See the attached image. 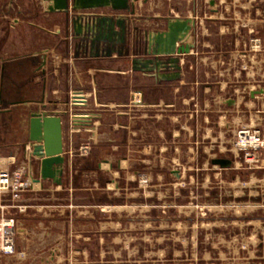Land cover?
Segmentation results:
<instances>
[{"label": "crops", "instance_id": "0c3cea01", "mask_svg": "<svg viewBox=\"0 0 264 264\" xmlns=\"http://www.w3.org/2000/svg\"><path fill=\"white\" fill-rule=\"evenodd\" d=\"M130 1L135 4V15L125 14L131 17L132 28L140 29L142 45L145 31L156 30L155 23L164 25L161 19L164 16L142 14L146 6L151 10H144V13H152L153 8H164L165 16L194 20L196 26L188 41L194 48L181 58V80L169 82L159 79L156 71H133L131 54L119 56L113 53L107 57L101 49L92 55L90 49L79 46V41L73 38L72 21L68 24L65 14L51 11L54 8L52 1L0 0V157L9 170H22L30 184L19 201L8 193L0 195V217L8 216L17 221L16 253L0 254V264H55L60 254L72 253L69 239L74 237V233L80 234L87 246L90 239L96 238L97 249L100 244V253L103 254L106 229L109 233L119 231L122 216L119 210H114L115 207H110L112 212L105 211L103 203L92 197L100 188L105 189L104 174H112L115 183L121 172H131L135 166L131 158L136 157L141 138L144 144L141 153L148 158L154 149L160 148L161 153L167 151L172 136L175 138L179 133L187 132L192 136L196 155L209 156L212 166H219L213 164L216 159L230 160L232 166L228 169H232L235 162L227 153H233L235 158L238 156L232 148L234 138L230 142L226 140L228 134H234L240 127L252 126L259 128L264 136L263 88L251 89L249 99L241 96L240 100H224L215 94L201 101V93H217L218 87L195 78L190 83V76L198 77L200 71L189 66V56L197 55L202 47H207L202 45L200 38L208 32L205 20L213 19L200 15V0H184L186 15H178L176 12H180V7L171 4L157 7L149 5V0ZM210 5L209 12L216 14L214 2ZM80 14L85 17L80 23L84 33L93 23L92 17L118 15L111 8L82 11ZM232 57L237 59L238 53ZM202 77H206V73ZM242 88L235 92L244 93ZM185 90L191 94L188 101L184 100ZM219 90L224 91V88ZM75 92L88 96L89 104L81 111L89 117L73 124L70 96ZM216 98L219 104L227 103L226 112L215 117L211 111L200 114V105L204 109L213 107ZM181 100L182 105L192 102L199 108V111H194L195 116H190L194 119L192 130L185 125L183 107L174 109ZM253 109L255 111H251ZM169 113H172L171 120L178 122L176 136L172 132L168 136ZM234 113L237 114L235 117ZM37 114L42 118L61 119L66 159L61 185L41 177L40 160L30 144L32 121L37 119L33 115ZM154 135L160 140L159 144L154 145ZM175 140V150L179 152L184 148L185 140L183 136ZM85 142L91 144V152L81 157L77 150ZM103 150H108L107 155H103ZM261 162L263 167L264 156ZM82 195L88 197L80 198ZM79 200L85 202L80 203ZM109 213H113L112 216ZM76 221L81 222L79 227ZM216 248L220 254L241 251L227 245ZM260 252L264 254V247ZM219 259L221 262L218 264H230V258Z\"/></svg>", "mask_w": 264, "mask_h": 264}, {"label": "rangeland", "instance_id": "374dc122", "mask_svg": "<svg viewBox=\"0 0 264 264\" xmlns=\"http://www.w3.org/2000/svg\"><path fill=\"white\" fill-rule=\"evenodd\" d=\"M211 2L216 14L209 12ZM150 4H171L180 7L178 15L187 14L184 0H149ZM200 5V15L213 19L205 20L208 32L200 38L207 47L189 56V66L200 71V76H190V83L195 78L213 83L218 90L224 88L209 95L201 93V101L215 94L224 100H240L241 96L249 99L251 89H264V0H200ZM147 9L151 10L149 6L142 9L144 16L167 15L164 8L144 13ZM161 28V24H154V29ZM235 53L237 59L232 57ZM241 87L248 89L236 93ZM190 95L185 90L184 100L188 101ZM182 107L185 125L192 130L194 119L190 116H195L199 108L192 102L182 105V100L174 105L175 110ZM213 107L204 109L200 105V114L211 111L215 117L228 109L227 103L219 104L217 98ZM169 114L168 136L171 132L176 136L178 122H173ZM234 134H228L226 140L230 142ZM182 136L184 148L176 152L175 139ZM191 137L187 132L172 136L167 151L154 149L148 158L141 153V138L138 153L131 158L135 163L131 172H121L115 183L112 174H104L105 189L100 188L92 197L101 201L107 212L113 211L110 207L119 210L120 230L109 233L106 229L103 254L100 244L97 249L96 238L90 239L87 246L80 234L74 233L69 239L72 253L60 254L55 264H218L221 257L230 258V264H264L260 252L264 247V166L249 168L241 157L227 153L235 165L221 170L211 165L209 156L196 155ZM159 141L154 135V145ZM107 153L103 150L104 156ZM261 155L263 159L264 152ZM80 223L75 224L79 227ZM220 245L241 251L220 254L216 248Z\"/></svg>", "mask_w": 264, "mask_h": 264}, {"label": "water", "instance_id": "95a60500", "mask_svg": "<svg viewBox=\"0 0 264 264\" xmlns=\"http://www.w3.org/2000/svg\"><path fill=\"white\" fill-rule=\"evenodd\" d=\"M46 1L54 2V8H51V11L65 14L68 24L70 20L72 21L75 31L73 38L79 41V46L84 45L90 49L92 55L95 50L101 49L107 57L113 53H118L119 56L131 54L133 71H156L163 80L169 82L181 80L183 71L181 58L189 55L194 48V45L188 42L196 26L192 18L174 16L167 18L166 30L145 31L143 45L138 47L136 37L140 29L136 26L132 28V19L125 14L135 15V4L130 0ZM100 8H111L118 15L92 17L93 23L89 24L84 33L80 23L85 17L80 13ZM33 116L37 119L32 121L33 133L30 144L40 160L41 177L43 180L50 179L61 185L66 162L61 119L42 118L40 114ZM213 164L224 169L232 166V162L227 159H216Z\"/></svg>", "mask_w": 264, "mask_h": 264}, {"label": "built area", "instance_id": "2783aa9c", "mask_svg": "<svg viewBox=\"0 0 264 264\" xmlns=\"http://www.w3.org/2000/svg\"><path fill=\"white\" fill-rule=\"evenodd\" d=\"M89 104L87 95L81 92H75L70 96V106L72 123L84 117H89L81 111ZM234 153L241 157L245 166L249 168H258L261 164L260 155L264 151V136L257 127L243 126L235 131L232 143ZM91 152V144L83 143L77 150V154L86 157ZM30 184L24 177L22 170H9L5 161L0 157V195L11 194L15 201H19L22 194L29 190ZM21 210L22 207L18 206ZM16 227L17 221L8 216L0 217V254L13 255L16 253Z\"/></svg>", "mask_w": 264, "mask_h": 264}, {"label": "flooded vegetation", "instance_id": "af4514ba", "mask_svg": "<svg viewBox=\"0 0 264 264\" xmlns=\"http://www.w3.org/2000/svg\"><path fill=\"white\" fill-rule=\"evenodd\" d=\"M169 17H172V16H164V17H162L161 19H162V21L164 22V25H162V28H161V29H159V30H154V31H164V30H166V26H167V21H166V19L169 18ZM136 42L138 43V45H137L138 47H139L140 45H142V36H141L140 32L137 34ZM158 78H159V79H163V78L160 77V76H158Z\"/></svg>", "mask_w": 264, "mask_h": 264}]
</instances>
